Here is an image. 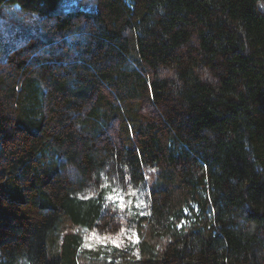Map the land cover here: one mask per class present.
<instances>
[{
    "label": "trees",
    "instance_id": "obj_1",
    "mask_svg": "<svg viewBox=\"0 0 264 264\" xmlns=\"http://www.w3.org/2000/svg\"><path fill=\"white\" fill-rule=\"evenodd\" d=\"M64 1L0 0V264H264V0Z\"/></svg>",
    "mask_w": 264,
    "mask_h": 264
},
{
    "label": "rangeland",
    "instance_id": "obj_2",
    "mask_svg": "<svg viewBox=\"0 0 264 264\" xmlns=\"http://www.w3.org/2000/svg\"><path fill=\"white\" fill-rule=\"evenodd\" d=\"M86 3L87 7H91L88 0H86ZM64 5L67 9L77 7L78 0H65ZM35 18L38 19V17ZM35 18L31 14L21 11L18 6L5 7L0 12V40L4 43H10L11 46H15L19 40L26 39L27 37L34 35L37 27L34 21ZM124 195V193L114 194V197H121L123 200ZM136 206L138 209H142V201L139 200ZM192 219L193 217H191V220ZM123 238L124 236L122 235L120 237L119 234L118 236L112 238V241L117 244L118 242H123ZM85 240L86 244L89 246L104 242L102 239L96 238H86Z\"/></svg>",
    "mask_w": 264,
    "mask_h": 264
},
{
    "label": "snow or ice",
    "instance_id": "obj_3",
    "mask_svg": "<svg viewBox=\"0 0 264 264\" xmlns=\"http://www.w3.org/2000/svg\"><path fill=\"white\" fill-rule=\"evenodd\" d=\"M111 198L122 199L121 197H112L111 194H110V199H111ZM114 243H116V242H114Z\"/></svg>",
    "mask_w": 264,
    "mask_h": 264
}]
</instances>
